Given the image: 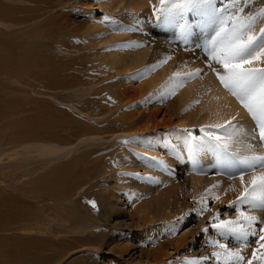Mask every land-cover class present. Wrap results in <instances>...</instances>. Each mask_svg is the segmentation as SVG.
I'll return each instance as SVG.
<instances>
[{
	"label": "rangeland",
	"instance_id": "obj_1",
	"mask_svg": "<svg viewBox=\"0 0 264 264\" xmlns=\"http://www.w3.org/2000/svg\"><path fill=\"white\" fill-rule=\"evenodd\" d=\"M108 1L113 3L110 8H105ZM118 1L35 0L30 4L17 0L15 4L19 10L0 22V180L6 186L0 192V208L7 212L14 205L20 189L37 187V183H41L49 190L39 191V198L15 203L14 210L10 211L14 214L10 217L19 215L20 208L27 213L33 212L32 221L23 222L31 223L32 230L22 231L14 224L12 227L18 229L0 232V264H186L195 260L197 264H226L228 261L236 264L235 258H230L228 253L239 252L241 249L238 248H243L245 260L252 259L255 250L256 258L252 264H264V247H261L264 241L249 235L248 246L238 247L241 242L237 237H229L227 233L220 237L221 232L213 223L217 217L244 221L250 216L247 205L243 207L248 210L241 214L238 198L229 202L219 199H229L235 180L229 177L227 168L220 167L222 161L215 162L214 167L204 168L202 186L205 189L193 193L189 183L194 173L189 166L190 157L177 147L171 148L174 143L170 142L186 139L184 132L198 140L209 137L212 145L216 140L198 129V121L194 128L169 126L172 119V123L178 122L179 114L172 115L177 107L176 96L164 88V79L148 97L146 95L147 98L143 99L139 94L143 81L160 72L159 68L154 69L160 56L157 47L160 40L172 43L176 39L178 42L174 43L178 49L187 47L197 51L193 40L196 34L187 40L181 38L180 29L175 26L180 20L176 7L169 8L163 16L159 12L161 4L147 7L149 10L146 8L144 14L131 16L130 20L139 22L136 28L152 43L148 58L151 63L136 69L131 64L133 70H142L131 84L132 71H128V67L120 73L118 70L113 72L116 66L108 62L113 44L127 47L119 39L108 41V36L113 35L109 24L114 17L118 14L127 17L125 10L111 12ZM253 1L257 5L251 11L264 3V0ZM165 7H168L167 0ZM38 8L44 9L40 15L33 18L23 15V11ZM14 18L20 19L18 25H12ZM213 30L214 23L209 21L201 31ZM30 35L37 39L36 46ZM2 63H6L5 67ZM9 63L18 70L10 68ZM7 67L10 70L4 73ZM37 68L49 79H55V84L51 82L53 86H45L48 81H42L33 73ZM121 83L128 89L122 100V94L119 96L118 88L116 90ZM25 125L31 127L33 133L32 139L27 141L21 137ZM254 127L253 137L260 145ZM144 139H149L147 146L155 144L160 154H147V150L141 148ZM257 144L253 150H257ZM39 145L62 146L63 150L59 154L46 155L36 149ZM261 148L260 145L258 150ZM164 150H172L166 154L168 159H160ZM218 151L231 153L228 147ZM142 158L147 169L141 165ZM144 158H150L154 163L164 161L166 175L172 176V187L177 188L174 195L180 207L178 212L148 223L142 219V214H138V205L147 206L149 212L154 211L160 199L157 195L167 190L166 184L152 185L143 189L142 197L133 196L130 202H122L124 186L130 187L138 181L150 180L149 183L159 176L155 167L160 169V166H153ZM128 160L135 165L125 171L122 167ZM124 173L128 174L129 183L125 181ZM167 177L162 176L163 181H160L165 183ZM56 185L63 186L65 199L55 196L59 192L50 195ZM132 189L138 194L135 186ZM118 206L121 209H117ZM172 207L167 212H171ZM260 217L262 220L255 222L257 230L264 227V209ZM80 228L85 232H79ZM220 242L228 246L221 249L215 245ZM124 247L130 248L121 253Z\"/></svg>",
	"mask_w": 264,
	"mask_h": 264
},
{
	"label": "bare ground",
	"instance_id": "obj_2",
	"mask_svg": "<svg viewBox=\"0 0 264 264\" xmlns=\"http://www.w3.org/2000/svg\"><path fill=\"white\" fill-rule=\"evenodd\" d=\"M16 1L17 0H0V22H1V20L7 19L8 15H10V14L14 15V12L15 11L17 12L19 10L17 5L15 4ZM24 1L26 3L33 4L35 0H24ZM112 3H113V1L105 2L104 7L110 8ZM160 4H161V0H119L112 7L111 12H115L117 10L127 11L126 12L127 17H125V18L121 17L124 14H122V15L118 14V15H116V17H114V21L109 24V28L113 32V35L111 34V36H108L109 37L108 41L113 42L114 40L119 39V40H121L122 43L127 44V47H120V46L113 44V47H111V52L109 54L108 62H110L111 66H116L115 70L113 72H116L117 70H118V72L119 71L122 72L123 70H125L128 67V71L129 70L132 71L131 78L129 79V82L131 84L135 79H137L139 77L137 75H139V73L142 71V70H133V68L134 69L144 68V64L148 65V63H151V61H148V58H149L150 53L152 51L151 50L152 49V43H151V41H148L147 38H144V35L141 34L139 29L136 28L137 24L139 23L138 20H135V19L130 20V17L131 16L135 17L137 13L144 14L145 9L147 7L148 8L149 7H155V6H158ZM255 4L257 5L256 1L254 2L253 0L252 1L251 0H245L241 6L243 7V11L246 15H248V16L255 15L257 17V21L255 24L254 31L257 35H259L260 30L264 29V17H262V14H264V3L259 8H257L256 11L255 10L251 11L252 10L251 8H253V6H255ZM228 6L229 5H225V7H228ZM43 10L44 9H42V8H38L34 11H33V9L30 11H23V13H24L23 15L27 18H33L37 15H40L39 13ZM258 10H261L260 14H258ZM127 13H130V14H127ZM160 15L163 16V13H160ZM29 20H31V19H29ZM12 22L14 23L12 25H18L20 23V19L14 18ZM211 33L212 32H210V31L208 33H204V31H201L200 32L201 35L199 34V35H196L193 37V40L195 41L194 42L195 49L197 51L193 50V48H190L188 50L187 47L186 48L183 47V48L178 49L176 44H175L176 42H178V40H176V39H175L176 41L173 39V42H172L173 44L169 43L167 40H164V39L160 40V45L157 46L158 48H160V56H159L160 58L158 57V59L156 60L157 61L156 66L154 67V69L159 68L160 72L157 74V76L155 75L148 80L143 81L141 78L143 83L140 86L141 89L139 88L140 89V92H139L140 97L143 99L147 98L149 96L148 94H150V92L153 90V88H155L156 86L159 85L160 80L164 79V84H163L164 88L166 90H168L169 92L173 93L172 94L173 97L176 96L175 102H176L177 107H176V110H174L175 112L173 111V114L170 112V114H172L173 116H174V114L175 115L179 114L178 118H177V120H178L177 123H172V121H174L173 119H172V121L169 120L171 123L169 125L170 127L176 124L177 126H180L182 128H187L189 126L194 128V126L196 125L195 122L198 121V126H199L198 129H200L202 132L203 131H204V133H206V132L207 133L219 132V133L224 134L221 138L222 143L224 145H226V147H228V149L230 150L231 153H222L221 154V152L218 151L219 150L218 148L216 149V148L211 147L213 142L211 139H209V137H203L201 140H198V139H195L193 137L187 136L188 135L187 132H184V134H186V139L170 140L171 143H174V146H171V148L177 147L178 149H181L183 153H185L186 155H188L190 157V160H188L190 162L189 166L191 168V171L194 173H192V176H190L189 183L192 184L191 186H192V192L193 193L196 191H199L200 189H205L202 186L204 184V180L202 179L203 173H204L203 172L204 168H208V167H212V166L214 167L215 162L218 163V161H222V163H220V167L227 168L228 172L232 173V172L237 171V169L239 168L237 161H243L246 157L256 155V154H259L260 156L264 157V144L260 143L262 148L260 150H258V147H260V145L257 144V142L255 141V138L253 137V133H252L253 127H254L253 120L251 119L249 114L245 111V109L240 106V104L237 102V100L224 89V87L217 80L215 73L207 67V63H210V61H208L207 56H206V46L209 43V36ZM23 35H24V33L22 34V36ZM30 37H32V36L30 35ZM140 38L142 40H139ZM36 41H37V39L36 40L34 38H33V40L31 39V42L35 46H36ZM97 41L98 40H95V42H97ZM201 49H202V51H200ZM196 52H198V53H196ZM158 53H159V51H158ZM202 54H203V56H202ZM130 59H133V62ZM9 62L11 63V60ZM14 62H15V60H14ZM19 62H20V64H22L21 61H19ZM132 63L134 64L133 68L131 67ZM2 64H4L3 66L5 67L6 63H2ZM11 64L9 65L10 68L18 70L17 66H14ZM120 67H124V68H120ZM214 67H218V66L214 65ZM257 67H264V65L258 64ZM34 68H36V67H34ZM8 69H9L8 67H7V69L5 68L4 73H8L10 70V69L9 70ZM197 69L201 70V72L199 74H197ZM146 71H151V70L147 69ZM33 73L42 81H44V80L48 81V84L45 86H53L51 84V82L53 84H55V79H52V78L49 79L47 74H43L40 72L39 68L34 70ZM148 75H151V74L148 72ZM8 77H9V75H8ZM127 81L128 80H126V82ZM82 84L84 85V83H82ZM125 87L126 86L123 83L116 86V90L118 88L119 96H120V94H122L120 97L121 100L123 99V93L128 90ZM139 89L137 91H139ZM162 90H164V89H162ZM146 95H147V97H146ZM117 98H118V96H117ZM177 103H178V105H177ZM183 106H187V107L184 108ZM182 108H184V109H182ZM172 110H173V108H172ZM170 114H168V115L172 116ZM175 117H173V118H175ZM229 121H231L232 125H235L237 128H239L241 130L238 135L233 136L232 139H230V140L225 139L226 136L231 135V133H232L231 127L228 126ZM204 126H205V128H203ZM226 126H228L227 132H225ZM24 128L25 129H24V131H22L23 133L21 135V137H23L22 140L32 139L31 137L33 136V133H31V131H30L31 127H29V126L27 127L25 125ZM28 128H29V130H28ZM213 129H217V131H215ZM244 129H247V130L243 131ZM9 137L11 138V135ZM212 137L215 139L214 136H212ZM14 140H15V138H14ZM148 140L149 139H146V140L144 139L142 141L143 144H142L141 148L146 149L147 150L146 153L149 155L160 154V152L157 151L155 144L152 143L149 146H147ZM15 141H17V140H15ZM197 141L205 144V148L201 152H199L195 157H193V155L190 152L186 151L185 146L191 145L192 143L197 142ZM255 144H257V150H253V148L256 147ZM150 147H152V148H150ZM32 148H34V147H32ZM35 148H36V146H35ZM36 149L41 150L42 152L46 153V155L47 154L48 155H55L60 150H63V147L57 146V145H43V146L39 145V147L37 146ZM172 150H170V151H172ZM214 150H217V151H214ZM170 151H168V152H170ZM165 152L166 151L164 150V154H163L164 156L163 157L160 156L161 157L160 159H163V158L168 159L167 158L168 156H166ZM168 152H166V153L168 154ZM143 161L144 160L142 158L141 165L144 169H147L148 167L146 166V164H144ZM124 165L125 166L122 168L125 171H127L128 169H131L135 165V163L131 160H128V161H125ZM152 167L153 166L150 167L151 170H152ZM155 169H157L155 171L159 173V176L155 177V180H153V181L151 180V182H149V183H147V182L150 180H147V181L143 180L144 182L138 181L137 183L135 182L134 185H132L130 187H128V184H127L126 186H124V188H122L124 190V199L122 200V202H126V201L130 202L131 199H133V196L134 197L136 196V198L141 196L143 189H147L149 187H152V185H160L162 183H163V185L164 184L167 185V190H163L160 195L159 194L157 195V196H159L160 199L158 200L159 202H156V208L154 211L149 212L147 210V206L140 205V204L138 205L139 206L138 207V209H139L138 214H142L141 215L142 219H144V221H146L147 223L153 222V221H159L160 218L167 217L172 212H175V213L178 212V210L180 208L178 206V204L176 203L178 201V198L175 200V195H174L177 188L172 187L173 181L172 180H171L172 182L170 181L172 176L169 175L167 177V175H166L167 172H166V168L164 165L160 166V169L157 167H155ZM160 172H161V178H160ZM262 172H264V168H259L256 172H254V173L251 172V174L249 176H247L246 178L244 177L245 186H251L250 181L252 180V177L254 175L259 176ZM124 175H125V178H124L125 181H128L127 180L128 174L124 173ZM164 175L167 177V178H164V179H166L165 183L160 181V179H162V176H164ZM162 181H163V179H162ZM219 182H223V181H219ZM128 183H129V181H128ZM36 186L38 187V189H37V187H30L28 189L27 188L26 189L25 188L20 189L19 195L16 196L14 205L12 204V206H10L7 209L8 210L7 212L2 211V209L0 208L1 209L0 210V232L5 231V230H10V229L11 230L12 229H18V227H21L22 231L32 230L31 229L32 224L31 223L25 224V223L32 221L31 219H33L32 218L33 214H34L33 212L27 213L25 211H21V208H20L19 212H18L19 215H17V216L15 215L16 217H10L11 214H14V212L11 213L10 211L14 210L15 203H17V201L18 202H27L29 199H32V198H35V197L39 198L38 197L39 193H40L39 191L46 190L49 192V190L47 188H43L41 186V183H37ZM56 186H57V188H54V190L52 189L50 191V195H54L55 192L56 193L59 192L55 196L60 195V198H61V196H63V199H65V195L62 191L63 186L62 185L61 186L56 185ZM133 186H135V189L139 190L138 194L133 193V189H132ZM4 188H6V186H5V184H3V181L0 180V192H2V190ZM21 190H23V191H21ZM242 191H243V188L241 186L240 178H238V179L235 178L233 185H231V192H230L229 199L226 197H223V198L219 197V199H221L222 201H225V202H229L232 200V198H238ZM22 192H25V195ZM111 193H113V192H111ZM213 193H215V192H213ZM109 195L111 197L110 193H109ZM177 195H179V193H177ZM22 197L23 198L25 197L26 199L25 198L22 199ZM206 197H207V195H206ZM136 202L139 203V200H137ZM5 205H6V203H5ZM1 206H2V203L0 204V207ZM24 206H26V205H24ZM20 207H21V205H20ZM171 207H172L171 212H167V210ZM117 209H121L120 206H118ZM248 209H249L248 214L252 217H256L257 218L256 221L262 220L260 217V213H261L262 209H260V208L252 209L250 206L248 207ZM164 212H165V214H164ZM180 212H182V211H180ZM15 213H17V212H15ZM35 213L37 214V212H35ZM150 213H151V215H150ZM119 214H121V213L119 212ZM23 222H25V223H23ZM20 223H23V224H21V226H20ZM14 224H17L18 227L17 228L12 227ZM180 224H182V223L180 222ZM79 232H85V231H82V229L80 228ZM14 234H15V231H14ZM20 238L23 239L24 237L20 236ZM94 238H97V235ZM98 239H99V237H98ZM223 243H225V242H223ZM215 245H217V244H215ZM129 248L130 247H124V249L122 248L120 250V252L122 253V250H123V253H125L126 251L129 250ZM238 249H241V250H239V252H241V253L243 252V248H238ZM21 250H26V249L22 248ZM15 253H17V252H15ZM20 257H22V256H20ZM15 262H18V261H15ZM198 263H199V261H198Z\"/></svg>",
	"mask_w": 264,
	"mask_h": 264
},
{
	"label": "snow or ice",
	"instance_id": "obj_3",
	"mask_svg": "<svg viewBox=\"0 0 264 264\" xmlns=\"http://www.w3.org/2000/svg\"><path fill=\"white\" fill-rule=\"evenodd\" d=\"M168 7H165V0H161L160 13L167 12L169 8L179 9L180 20L176 21V27L180 29V36L187 40L193 34L199 35L202 28L209 22L214 23V30L209 36V43L206 46V56L210 63L207 67L211 69L220 84L230 93L249 114L254 122V132L264 144V29H261L259 35L254 31L257 17L248 16L244 13L241 6L243 0H167ZM229 5L230 7H225ZM185 12L187 15H185ZM264 17V14H262ZM163 22V20H162ZM214 65L218 67H214ZM201 72L197 69V74ZM232 133L225 139H232L233 136L240 133V129L228 122ZM225 127V132L228 131ZM208 136H214L216 144L213 148L223 150L226 145L222 143L223 133H207ZM205 148L202 142H194L186 145V151L195 157ZM167 154V153H165ZM153 166H162L163 162H153L150 158H144ZM239 168L237 171L229 173V177L240 178L243 191L238 197V203L242 206L241 214L248 209H264V172L259 176H253L250 181V187L245 186L244 177L249 172H256L259 168H264V157L259 154L246 157L243 161H237ZM151 179V178H148ZM93 207L95 205L93 204ZM230 207H233L230 205ZM256 217H245L244 221L223 220L216 218L215 227L220 230L221 237L227 233L229 237H237L241 244L239 246H248V236L253 235L259 241H264V227L255 229ZM218 221V222H217ZM246 225V226H245ZM219 248L225 249L226 244L218 243ZM264 247V245H261ZM217 255V254H213ZM230 258H235L236 264H252L256 258V252L253 251L252 259L245 260L241 252H229ZM207 259V258H205ZM186 264H197L196 261H189ZM231 264V261L226 262Z\"/></svg>",
	"mask_w": 264,
	"mask_h": 264
}]
</instances>
